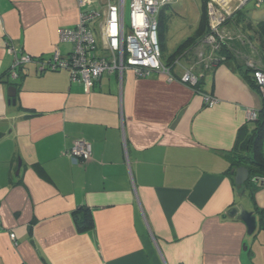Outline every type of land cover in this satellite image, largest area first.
I'll return each instance as SVG.
<instances>
[{
    "label": "crops",
    "instance_id": "0c3cea01",
    "mask_svg": "<svg viewBox=\"0 0 264 264\" xmlns=\"http://www.w3.org/2000/svg\"><path fill=\"white\" fill-rule=\"evenodd\" d=\"M240 1L224 0L220 12L231 15ZM103 3L0 0V264H264V185L251 175L239 186L245 166L232 160L245 154L239 136L247 140L258 126L249 112L263 109L251 74L226 64L201 73L195 58L173 64L162 54L175 80L108 74L89 94L67 71L42 74L28 64L10 76L12 49L69 58L60 30L75 28L82 12L103 11ZM243 11L237 32L259 43L237 44L246 61L248 48L262 51L255 32L264 0ZM94 31L105 55L102 22ZM187 71L199 76L197 88L180 82ZM205 97L217 103L209 107ZM80 140L92 144L93 156L74 164L67 152ZM239 206L259 221L253 236L244 222L225 218ZM83 207L94 222L84 233L76 225Z\"/></svg>",
    "mask_w": 264,
    "mask_h": 264
},
{
    "label": "built area",
    "instance_id": "2783aa9c",
    "mask_svg": "<svg viewBox=\"0 0 264 264\" xmlns=\"http://www.w3.org/2000/svg\"><path fill=\"white\" fill-rule=\"evenodd\" d=\"M91 0H77L79 4ZM256 2L260 7L263 0H241L240 10L250 2ZM173 0H104L103 11L82 12L79 23L75 28L60 30V40L72 46L69 58L61 57L59 51H55L51 58H33L30 56H18L14 53V65L10 76L19 78V71L28 64H35L38 70L44 74L47 72L67 71L72 82L81 85L86 94L92 92L97 82L108 74H118L123 78L127 71H132L137 78H148L156 73L167 75L170 80H175L171 70L162 62V52L159 43V16L160 11ZM224 0H211L209 4L210 27L212 34L205 38V43L212 48L211 54L218 51L222 45L235 40V35L222 28L226 19L231 16L222 15L220 8ZM128 18V20H127ZM102 22L105 45V55L98 54V41L94 31V25ZM242 43L244 40L238 38ZM203 62L207 59L213 63L211 56L199 55ZM247 68L253 69L251 74L253 83L259 89L263 101L261 112L250 111L249 119L257 122L260 113L264 114V69L255 67L248 59L245 61ZM183 84L193 88L199 84V78L187 71L179 79ZM205 103L213 107L217 101L211 97H205ZM74 164L88 163L93 156L92 144L86 141H77L67 152ZM255 184L264 185V177H255ZM15 239V235H11Z\"/></svg>",
    "mask_w": 264,
    "mask_h": 264
},
{
    "label": "trees",
    "instance_id": "16d2710c",
    "mask_svg": "<svg viewBox=\"0 0 264 264\" xmlns=\"http://www.w3.org/2000/svg\"><path fill=\"white\" fill-rule=\"evenodd\" d=\"M211 0H201V15L199 24L197 27V31L183 43H181L173 55H171L170 59L173 61L172 63L175 64L176 60L184 59L190 57L193 59L195 58V64L200 66V62H203L202 58L199 56L200 53H211L212 48L210 45L205 43V38L212 34V29L210 27V16H209V4ZM171 4V3H170ZM167 4L162 8L160 11V16L163 13V10L171 6ZM249 4V3H248ZM245 7V6H244ZM247 17V14L242 10H238L234 12L231 16H229L225 23L222 25V28H226L227 31L233 33L235 35V40L230 42L229 44H224L222 47L214 52L220 54V60H214L212 64H226L228 66L232 65L235 70L242 72V74L247 78L248 75L252 74L253 69L247 68L245 63V55L239 50V46L237 44H248L250 41L241 33L237 32L239 24L242 22V19ZM258 31L255 32L256 36L260 41V46L262 57L264 59V22L258 25ZM163 28V23L161 24V20L159 22V29ZM235 28L236 31L232 30ZM252 29V28H249ZM159 36V32H158ZM162 47L164 48V37L162 34ZM238 38L244 40L242 43ZM251 40V38H250ZM161 48V47H160ZM189 56V57H188ZM262 59V60H263ZM165 60V59H164ZM264 61V60H263ZM170 67V65H166ZM200 84V80H199ZM196 86V88L199 86ZM254 84V83H253ZM255 85V84H254ZM258 124L254 135L250 136L247 140L243 141L245 138L243 135L239 136L237 142V148L240 147L241 154L245 153L244 155H234L232 157L234 164H243L250 172V175L255 177H264V114L260 113V117L256 122ZM78 213L81 215L77 216L76 225L80 232H90L94 229V222L91 213L85 208H81ZM261 215V228L264 229V212H260Z\"/></svg>",
    "mask_w": 264,
    "mask_h": 264
},
{
    "label": "rangeland",
    "instance_id": "374dc122",
    "mask_svg": "<svg viewBox=\"0 0 264 264\" xmlns=\"http://www.w3.org/2000/svg\"><path fill=\"white\" fill-rule=\"evenodd\" d=\"M213 6L215 9H219V5L217 4ZM200 15L201 0H173L171 6H168L163 10L162 15L159 16V22L161 20V24L163 23L164 28H161V30L159 29V43L161 52L163 54V59H168L171 55L174 54L177 47L181 43L195 34L199 24ZM241 32L252 44L254 42V46L259 45L258 40L254 39V33H245V30H241ZM162 34L164 37V48L162 47ZM247 54L251 56V59L249 58L248 60L253 63L255 67L259 66L264 69V64H258V60L262 58L260 50L259 52L254 51L252 53V50L248 48ZM211 58L213 59V61L217 60V62L218 60H220L217 54L212 55ZM243 63H245V61H243ZM199 64L200 66H198L197 68H199L201 73L206 72L212 65H214L210 64L208 61H205V63L200 62ZM196 76L199 78L197 74Z\"/></svg>",
    "mask_w": 264,
    "mask_h": 264
},
{
    "label": "water",
    "instance_id": "95a60500",
    "mask_svg": "<svg viewBox=\"0 0 264 264\" xmlns=\"http://www.w3.org/2000/svg\"><path fill=\"white\" fill-rule=\"evenodd\" d=\"M16 88L12 87L9 90L10 98L14 99L13 104L16 103ZM237 184L243 186L250 180V172L247 168L241 167L237 170ZM228 219H238L244 222L248 228V235L253 236L258 228L259 221L254 213L248 212L243 206L235 207L229 210L225 216Z\"/></svg>",
    "mask_w": 264,
    "mask_h": 264
}]
</instances>
